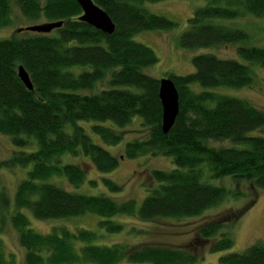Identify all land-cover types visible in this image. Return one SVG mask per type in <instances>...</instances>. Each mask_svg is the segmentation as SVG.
Returning a JSON list of instances; mask_svg holds the SVG:
<instances>
[{
    "label": "trees",
    "instance_id": "16d2710c",
    "mask_svg": "<svg viewBox=\"0 0 264 264\" xmlns=\"http://www.w3.org/2000/svg\"><path fill=\"white\" fill-rule=\"evenodd\" d=\"M94 1L114 21L112 34L79 20L83 10L77 0H0V28L17 20L15 7L29 19L64 21L50 33L19 32L18 28L11 37L0 39V133L22 148L0 161V169L32 165L18 184L13 201L0 180V228L14 202L16 209L10 217L27 264H117L123 260L136 264H196L199 253L190 247L146 241L101 243L96 229L73 230L64 225L54 226L47 233L38 232L21 210L28 209L39 219L94 213L99 216V229L121 233L127 225L114 218L120 214L157 222L161 217L199 215L224 199L223 186L202 180L201 165L205 162L213 177L233 175L264 188V135H249L264 127V109L246 98L194 87L197 83L205 87L251 85V64L264 67V47L237 46V53L251 63L205 52L192 58V71L169 72L166 77L173 78L179 91L180 110L175 124L165 133L160 78L146 72L159 58L153 48L133 36L144 30L171 29L177 22L145 6L146 2L162 0ZM248 13L264 16V0H208L188 18L180 45L200 48L246 40L245 29L217 20L237 19ZM20 65L30 74L34 89L19 77ZM136 116L142 118L149 134L146 139L129 141L127 156L161 154L176 164L170 170H151L149 193L141 204L134 198L122 200L104 193L71 191L49 181L54 176H65L75 187L87 182L83 166L62 163L64 154L86 155L98 170H114L119 164L117 157L97 144L80 122H89L91 131L106 143L118 144L122 133L96 121H112L124 127ZM209 139H232L247 146L214 147L207 143ZM89 182L98 186L96 179ZM103 183L112 192L122 190V185L109 177H104ZM244 211L230 210L222 218L203 223L191 246L211 240L214 251L231 248V233L221 229L225 222L239 220ZM133 229L145 231L134 225ZM221 261L264 264V243L222 255ZM11 263L6 260L0 238V264Z\"/></svg>",
    "mask_w": 264,
    "mask_h": 264
},
{
    "label": "rangeland",
    "instance_id": "374dc122",
    "mask_svg": "<svg viewBox=\"0 0 264 264\" xmlns=\"http://www.w3.org/2000/svg\"><path fill=\"white\" fill-rule=\"evenodd\" d=\"M208 4V0H162L158 2H146L145 6L152 12L165 15L177 22L171 29L144 30L136 33L133 38L153 48L158 55V62L146 68V72L157 78H163L169 72L185 74L194 69L192 58L200 53L212 52L223 58H237L245 63H251L243 59L237 53L239 45H256L264 47V16L246 14L237 19H221L218 22L232 26L241 27L246 30L248 37L235 44H224L220 46H209L200 48H185L180 45V36L188 27V18L192 16L197 8ZM14 22L4 28H0V39L11 37L14 32L27 25L45 22L44 19L33 20L24 17L18 7L14 10ZM16 16H20L18 19ZM254 72V83L244 87H205L199 83L195 84L196 90H215L223 94L242 97L250 100L256 106L264 109V67L252 63ZM101 85V84H100ZM101 87V86H99ZM140 116L134 117L131 123L120 127L112 121H96L108 125L122 133V139L118 144H108L103 138L90 129V123L81 121L93 140L113 153L118 161V166L110 172L98 170L86 155L64 154L62 163L79 164L86 171L87 182L79 187L72 185L65 176H54L49 181H56L64 188L84 192L88 194L104 193L119 199L134 198L141 204L148 195L147 186L151 184L150 172L153 169L170 170L176 167L173 159L161 154L148 153L136 158L127 156L126 145L134 139H146L149 129L142 124ZM249 135H264V127L249 132ZM214 147H246V143L236 142L232 139H209L207 142ZM33 146L32 149H35ZM22 148L14 146L10 136L0 133V161L9 158L13 151ZM32 167L15 166L13 168L2 167L0 169L1 184L6 193L14 200L18 184L27 177V171ZM202 180L204 182L223 186L226 195L216 205L207 208L203 213L196 216L183 218L161 217L157 222L145 221L127 214H120L114 218L126 223L127 228L121 233H107L99 229V216L94 213L76 216L66 219H39L28 209H21L30 219V226L38 232L47 233L54 226H67L73 230L78 228L96 229L100 234L99 242L112 244L116 242L138 243L142 241L150 243L165 244L176 247H190L199 253L200 259L196 264H226L221 261V256L230 252H242L249 245L264 243V188L254 186L250 181L238 179L233 175L213 177L209 165L205 162L201 165ZM109 177L122 185L120 192H112L104 183L103 178ZM90 179H96L98 186H92ZM7 212L0 228V238L6 260L11 264H27L25 249L21 246L18 231L12 223L10 214L16 209L14 202ZM245 209L243 216L237 221H227L221 232L228 231L234 239V245L229 249L214 251L211 249L210 240L207 244L197 247L191 246L195 241L197 229L203 223L222 218L227 211ZM138 226L145 231L136 232L133 229ZM117 264H136L123 260Z\"/></svg>",
    "mask_w": 264,
    "mask_h": 264
},
{
    "label": "water",
    "instance_id": "95a60500",
    "mask_svg": "<svg viewBox=\"0 0 264 264\" xmlns=\"http://www.w3.org/2000/svg\"><path fill=\"white\" fill-rule=\"evenodd\" d=\"M83 10L79 20L87 22L95 28L102 30L106 34H112L115 31V23L111 16L98 5L94 0H77ZM63 20L46 21L21 27L18 31H35L40 33H50L52 30L63 25ZM19 77L29 89H34L30 74L23 65L19 66ZM159 96L163 107L162 128L165 133L169 132L179 114L180 96L175 81L171 77L160 78Z\"/></svg>",
    "mask_w": 264,
    "mask_h": 264
}]
</instances>
